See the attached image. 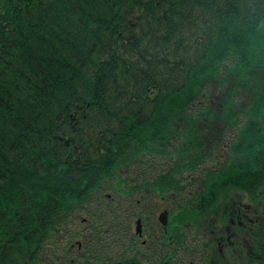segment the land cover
Segmentation results:
<instances>
[{
	"label": "trees",
	"instance_id": "obj_1",
	"mask_svg": "<svg viewBox=\"0 0 264 264\" xmlns=\"http://www.w3.org/2000/svg\"><path fill=\"white\" fill-rule=\"evenodd\" d=\"M152 153L177 244L219 196L264 206V0H0V264H128L104 193Z\"/></svg>",
	"mask_w": 264,
	"mask_h": 264
},
{
	"label": "flooded vegetation",
	"instance_id": "obj_2",
	"mask_svg": "<svg viewBox=\"0 0 264 264\" xmlns=\"http://www.w3.org/2000/svg\"><path fill=\"white\" fill-rule=\"evenodd\" d=\"M150 155L156 158L154 153ZM145 156H138L133 163L136 167L132 169L131 177L120 179L124 188L116 186L115 195L104 193L106 199L102 204L131 218L129 227L125 229L131 249L124 252L132 253L128 264H264V244L257 242V238L262 236L260 233L264 232V206L255 207L247 193L232 192L219 196L211 218L199 226L185 224L180 227L184 232L183 241L180 244L173 241L169 223L162 222V215L166 211L170 218L184 195L171 190L158 192L153 186L160 181L156 175L164 168L157 171L156 167H151L145 175L144 170H139V164L147 162ZM191 180L193 178H180L188 192L192 187L186 184ZM110 181L119 182V179ZM130 187L132 190L128 191ZM81 218L83 227L80 228L90 232L93 229L88 224L90 220L86 216ZM70 251L75 255L71 258L73 264H79L76 256L90 254V249H85L80 240L72 243ZM117 254L116 258L88 260L93 264H124L123 252L118 251Z\"/></svg>",
	"mask_w": 264,
	"mask_h": 264
},
{
	"label": "rangeland",
	"instance_id": "obj_3",
	"mask_svg": "<svg viewBox=\"0 0 264 264\" xmlns=\"http://www.w3.org/2000/svg\"><path fill=\"white\" fill-rule=\"evenodd\" d=\"M145 158L147 159V160H145L147 162L139 164V170H141V171L144 170L143 172L145 173V175H147L146 172H148L149 169H152L151 167H156L157 171L162 168V164L161 163L164 161L163 159L158 158V157L153 159V157L150 154L146 155ZM142 159H144V158H142ZM134 166L136 167V164H134L132 166V169L134 168ZM106 193H112V194L115 195L116 194V190L114 189V187L112 185H110L109 186V190Z\"/></svg>",
	"mask_w": 264,
	"mask_h": 264
},
{
	"label": "water",
	"instance_id": "obj_4",
	"mask_svg": "<svg viewBox=\"0 0 264 264\" xmlns=\"http://www.w3.org/2000/svg\"><path fill=\"white\" fill-rule=\"evenodd\" d=\"M163 216H166V218L164 219ZM162 222L164 224H167L168 223V212L165 211V213L162 215Z\"/></svg>",
	"mask_w": 264,
	"mask_h": 264
}]
</instances>
